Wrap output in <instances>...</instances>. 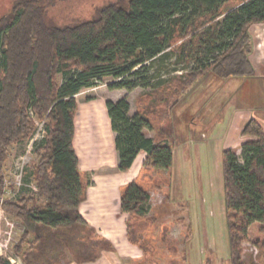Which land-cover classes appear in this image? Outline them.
<instances>
[{
  "label": "trees",
  "instance_id": "16d2710c",
  "mask_svg": "<svg viewBox=\"0 0 264 264\" xmlns=\"http://www.w3.org/2000/svg\"><path fill=\"white\" fill-rule=\"evenodd\" d=\"M256 22H264V0H116L99 7L92 18L71 24L49 22L42 0H20L2 16L0 194L10 145L35 133L31 110L45 121L46 133L33 148L37 161L31 178L38 191L3 204L23 226L14 253L27 264H52L66 256L62 250L57 259L49 255L45 260L53 240L69 248L76 262L87 263L116 250L80 210L92 183L91 174L80 168L75 147L80 92L106 77L112 78L110 89L148 85L150 70L172 56L176 65L193 64L159 86L154 105L133 115L126 98L106 101L119 169L128 170L146 150L142 176L169 171L174 159L169 139L173 126L168 123L173 109L209 73L223 79L254 74L249 28ZM150 130L153 137L147 135ZM242 135L249 138L240 153L225 149L222 160L229 264H264V127L251 118ZM150 209L149 189L137 179L129 182L122 190L120 210L127 214L126 234L134 245L143 246ZM245 242L256 248V258L244 257ZM0 264L12 263L0 255Z\"/></svg>",
  "mask_w": 264,
  "mask_h": 264
},
{
  "label": "rangeland",
  "instance_id": "374dc122",
  "mask_svg": "<svg viewBox=\"0 0 264 264\" xmlns=\"http://www.w3.org/2000/svg\"><path fill=\"white\" fill-rule=\"evenodd\" d=\"M18 1L20 0H0V18L9 15ZM110 1L116 0H42L46 6L47 20L57 24H71L92 18L99 7ZM170 51L172 52L173 49ZM174 60L172 56L171 59L162 63V66L157 64L155 71L151 69L150 75L153 73V77L148 85L138 86L133 90L110 89L108 83L112 78L106 77L104 82L98 86L84 89L78 94L79 129L83 126V130L79 131V141H82L79 145L82 148L84 139L88 137L94 142L93 151H100L97 155L91 153V158L99 156L97 161H113L115 135L110 127L111 120L106 110V101L126 98L131 105L130 115L140 108L154 105L158 100L157 93L160 85H165L173 75L194 68L193 64H178L180 65L178 66ZM189 94L190 92L173 109L171 120L168 122L174 128L172 133L169 131V139L174 142L173 146L177 143L184 147L189 142L186 146L188 151L182 155L183 161L182 164L180 163V168L175 169V178L171 179L172 177L168 175L158 177L153 172H145V176L141 175L138 179L151 193V209L147 217L149 226L144 233L143 246L134 245L127 239L123 244L120 237L115 242L107 234H103L99 226L91 221L96 230L108 238L116 248L114 252H105L109 258L104 257L102 261L98 259L94 262L78 263L69 248H64L61 243L52 240L53 246L49 248L48 256H44L45 260L49 255L53 260L57 259L56 256H60L63 250L66 256L62 255V258L54 260L52 264H112L113 262V264H169L177 260L181 264H220L221 262L229 264L230 245L224 204L222 161H215L214 157L207 156L206 152L199 154L195 150V143L190 142V137L196 138L198 134L190 131L195 104L188 102ZM31 111L29 114L35 121L34 132L36 133L44 120L39 119L34 111L33 114ZM196 122L199 123L198 120ZM203 129L208 130V127L205 126ZM43 133L44 131H41V135ZM153 134L155 135V132ZM44 136H40L38 140ZM29 142L30 139L16 141L10 145L9 154L4 163L5 176L12 178L17 161L27 151ZM202 146L203 144L200 147ZM80 151L84 162H87L88 157L83 154L82 149ZM28 158L25 174L27 178L32 177L31 168L37 161V155L31 152ZM219 173L220 180L218 179ZM219 182L223 185L221 197L215 192V189L219 187ZM177 187H183L182 195ZM33 194L27 193V196ZM38 200L43 201L42 198ZM84 214L87 219L90 218L86 212ZM9 218L14 226L8 225L6 221H3L1 225L0 255L8 258L12 264H27L21 256L14 253L13 248L23 232V226L10 215ZM110 230V233L114 235L119 234L114 227ZM33 238V236L30 237V242ZM250 254L256 258V248L245 242L244 257L248 259Z\"/></svg>",
  "mask_w": 264,
  "mask_h": 264
},
{
  "label": "crops",
  "instance_id": "0c3cea01",
  "mask_svg": "<svg viewBox=\"0 0 264 264\" xmlns=\"http://www.w3.org/2000/svg\"><path fill=\"white\" fill-rule=\"evenodd\" d=\"M249 30L252 38L250 60L254 68V74L248 77L223 79L209 73L198 82L197 86L188 95V102L195 104L190 131L198 134L196 138L190 137V142L195 143V150L199 154L206 152V154L208 153L207 156L214 157L217 162L223 160L225 149L234 148L240 153L241 144L249 138L242 135V130L251 118H256L264 127V22L252 24ZM197 120L199 123L196 122ZM78 124L77 114L75 147L80 159L81 170L89 172L92 178L87 198L80 205L81 213L86 218L84 214L86 212L90 216L89 219H86L90 223L91 221L95 222L103 234H107L115 242L120 237L121 242L125 244V240H128L126 234L127 214L122 213L120 210V198L123 188L129 182L140 179L147 152L141 150L128 170H120L118 167V151L115 146L116 133L113 131L110 121L111 130L115 135L113 161H97L100 157L91 158V153L97 155L100 151H93L95 146L90 138L85 136L84 144L82 148L80 147L82 141H79V131L83 130V126H80L79 129ZM205 126L208 127L209 131L203 129ZM201 128L202 130H199ZM150 131H147V134L153 137L154 131ZM176 144L173 146L172 168L169 171L153 170V174L158 177L168 175L172 177L171 179L175 178V169L180 168V163L182 164L183 161L182 155H185L188 151L186 146L189 142L184 147L181 144L176 146ZM202 144L203 146L200 147ZM81 149L83 154L88 157V160L84 157L87 162H84L82 158ZM219 176H221L220 173L218 179ZM222 189L223 185L219 182V187L215 189V192L220 197L222 196ZM178 191L182 195L183 187L178 188ZM213 197L215 198V195ZM87 202L90 203L87 204ZM113 227L117 229L119 234L110 233V229ZM105 252L102 253L99 261H102L104 257L109 258Z\"/></svg>",
  "mask_w": 264,
  "mask_h": 264
},
{
  "label": "built area",
  "instance_id": "2783aa9c",
  "mask_svg": "<svg viewBox=\"0 0 264 264\" xmlns=\"http://www.w3.org/2000/svg\"><path fill=\"white\" fill-rule=\"evenodd\" d=\"M33 114V111H31ZM45 121H43L34 136L30 139L28 149L24 155L19 158L17 165L12 173V178L5 176V181L3 185V192L0 194V231L3 221H6L8 225L14 226V223L10 221L9 215L3 207L6 201H15L24 193H35L38 191V186L36 182L25 175L26 174V162L28 161V155L33 152L34 142L39 139L40 136L45 135ZM44 127V128H43ZM41 131H44L41 135Z\"/></svg>",
  "mask_w": 264,
  "mask_h": 264
}]
</instances>
